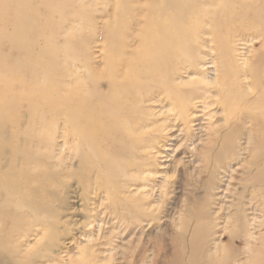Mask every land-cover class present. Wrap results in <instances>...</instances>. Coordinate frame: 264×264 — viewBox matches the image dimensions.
I'll return each instance as SVG.
<instances>
[{"label": "bare ground", "instance_id": "bare-ground-1", "mask_svg": "<svg viewBox=\"0 0 264 264\" xmlns=\"http://www.w3.org/2000/svg\"><path fill=\"white\" fill-rule=\"evenodd\" d=\"M107 1L0 0V42L18 47L16 62L0 57V80L22 71L18 80L7 82L0 91V235H7V242L0 245V260L24 264L20 258L31 245L29 239L41 235L19 226L34 215L29 208L22 209L25 204L18 195L22 190L18 172L27 167L16 158L24 148L18 144L10 156L6 146L13 138L18 140V133H45L42 146L54 159L66 149L70 159L79 152L95 160L97 177L117 193L116 206L135 218L132 225L147 227L155 221L148 211L163 205L165 225L172 229L164 264H264V53L251 67L245 64L248 42L262 39L264 49V0L139 1L144 2L137 16L139 22L145 16L142 34L182 33L201 39L208 58L214 50L211 44L217 47L218 58L223 53L237 58L239 66L229 76L222 75L218 81L211 71L201 79L205 87L192 90L184 87L197 74L183 77L168 70L161 46L136 58V52H126L122 39L118 52L102 50L96 58L84 56L85 50L79 54L77 39L86 30L95 31L92 17L104 12ZM187 44L195 56L199 54L191 42ZM31 54L36 55L34 60ZM234 80L231 97L212 92L210 85L225 86ZM46 83L54 87L51 96ZM12 90L18 95L12 96ZM34 94L40 96L36 102ZM217 97L220 102L212 101ZM20 109L28 112L26 117L15 115ZM143 110L149 115L143 116ZM136 112L141 116L136 117ZM160 116L161 132L148 134L158 124L153 119ZM12 119L16 125L10 130L6 124ZM173 176L176 181L169 182ZM15 229L19 234L13 235ZM105 233L101 241L106 243L112 232ZM154 234L149 233V238ZM89 236L87 242L93 243ZM121 246L106 248L108 260L116 254L120 261ZM70 252L64 254L75 258V252ZM152 257L150 253V261ZM71 259L57 264H74Z\"/></svg>", "mask_w": 264, "mask_h": 264}, {"label": "rangeland", "instance_id": "rangeland-1", "mask_svg": "<svg viewBox=\"0 0 264 264\" xmlns=\"http://www.w3.org/2000/svg\"><path fill=\"white\" fill-rule=\"evenodd\" d=\"M134 1L138 2V4L135 3ZM139 1L140 0L107 1L106 3L108 5L107 4L105 5L104 12L99 11L98 13H95L92 17L97 25L95 31L86 30L77 39L81 46L80 47L81 49L79 48L78 50L79 54H81L82 51L84 52L85 50V52L83 53L84 56H86L87 54H92V56L96 58L99 56L98 52H101L102 50L103 51L106 50L107 52H109V50L118 52L120 50V45H121L120 42L121 43L123 42L122 39H124V43H126L127 46L126 52L128 53L130 51L132 53L136 52V58H138L143 53L152 52L153 50H155L156 46H161L160 48L163 49L162 60L167 63L168 70L174 69L175 71L180 73V75L182 74L184 75V73H191V72H195L197 74L196 76H193L191 81H188L186 83L184 88L187 90H192V88L201 89V87H205L203 83L205 84L206 81L203 83L202 81L209 73H211V71H215L216 79L219 81L220 76L222 75L229 76L234 71V69L237 68V66H239L237 58H235L234 56H229V55L227 56L225 53H223V56L218 58V51H216L217 47L213 44H211V46L213 47L214 50L212 52V55L209 56L210 58L209 59L205 53V49L200 45L201 39L199 40L189 39L186 36H184L182 33L178 34L173 31L172 32L170 31L166 35H162V36H158L156 34L154 35L142 34L141 32H139V29L142 28L141 27L142 23L145 22V16H143L141 22H139L140 19L138 20L137 16L139 15V10H138L140 9L139 5H141V3L144 2H139ZM129 2L132 3L128 5ZM133 3L135 4L133 5ZM137 5L138 8H136ZM101 6H102L101 4L100 5L98 4V6L96 7H101ZM124 8L126 10H124ZM128 8L130 11L128 10ZM118 25H120L121 28ZM138 25L140 28H138ZM103 32L105 34H102ZM118 33H120V35ZM251 34L252 32L246 33V37L251 36ZM106 36L108 38H106ZM132 36L134 37V39ZM99 37L101 39L102 38L104 39L101 40L103 45L101 44V41H99L100 40ZM116 37L120 38V41L119 39H116ZM127 37L129 38V40ZM189 42H191V44L196 49H198L199 54H197L196 56L195 53L193 54L192 51L190 50V46H188L187 44ZM262 43H263L262 39L255 40L252 43L248 42L247 46H249L248 48L250 49L247 50V54H246V61H245L246 66L251 67V64H253L258 57L261 58L262 54L264 53V49L262 48L263 47ZM118 45L119 47H116ZM109 47L112 48L110 49ZM17 48L18 47H15L10 43H8L7 40L1 41L0 42L1 59L5 62H8L6 58L9 60L15 59L16 62ZM204 55L206 56V58ZM31 58L34 60L36 58V55L31 54ZM251 61L252 63H250ZM211 62H213V64ZM137 68L139 70L142 67L140 66ZM21 73L22 71H16L13 73V75H10V73L6 74L5 78L0 80V88L2 87L0 91L5 87V84L7 82L10 81L15 82L16 80H18L21 77ZM197 78H199L198 81ZM202 78L203 80L201 81ZM199 82L202 84H200ZM234 83L235 80L230 81L225 86L219 85L218 87H214V88L213 85L210 86L213 93L215 92L223 93V95L226 94V96L231 97L232 95H234L235 92ZM45 87L47 88L46 90L49 92L50 96L54 94V87L52 85L46 83ZM104 88H106L105 85ZM11 94L12 96L18 95L16 90L14 91L12 90ZM39 97H40L39 95L34 94L32 96V100L36 102L39 99ZM212 101L220 102V98L217 97L216 99H212ZM217 107L218 108L220 107L221 109V106H217ZM215 108H216L215 106L212 108L210 107L207 110L206 114L208 113L210 114L211 111H213ZM142 112H143V116H146L145 113L149 115L148 112H145V110H143ZM136 113H137L136 117L141 116L140 115L141 112L139 113L136 112ZM27 114L28 112L20 109L17 110L15 115L26 117ZM212 117L213 116L208 117V121H210V118ZM153 120L155 121L158 120L157 121L158 124H156L153 128H150L147 131L148 134H150L152 130H155L156 134L160 133L162 129V125L164 124L163 120L161 119V116ZM13 121H14L13 119L10 122L8 120L6 124V127L10 130H12L16 125L13 124ZM18 135H19L18 140H16V138H13L7 144L6 148L10 156L13 154L14 152L13 149H16L15 147L18 144H21V146L24 148L16 158L18 164H20L21 166L26 165L27 167L25 171H22L21 173L18 172L19 175L18 181L20 182L21 185L20 188L22 189L18 195L20 196L21 199H23L25 204V206L22 209L27 210L29 208L34 213L32 218H28L27 220L24 219L26 220V222L20 223L19 226L22 225L21 227L24 228L28 226L31 229V231L35 233L41 232L40 233L41 235L37 239H33V238L29 239L31 245L28 248V250L25 252L24 256L20 258V260L25 259L24 264H45V263L57 264L62 260H69L71 258L69 257L68 259L67 256L64 254L65 252H69V249L71 251L70 254L72 252H75L74 254H76L75 258L73 256L72 257L73 259H71L73 260L74 264H96V261L93 260L94 257L98 258V261L99 260L102 261L103 257H105L104 261L98 262V264L99 263L100 264H119V263L142 264V262L143 264H164L166 262L167 256L165 255L171 249V244L167 234L172 229L165 225L167 219H164V215H163L164 212L162 210L163 205H160L157 208H152L148 211V213L154 215L153 217L155 218V221L152 222L150 221L147 227H145L143 223H142L143 225L142 224H139L137 226L132 225V223L130 222L134 221L135 218L127 214L128 210L126 208L124 209V207H122L121 205H120L121 207L116 206L117 193L110 189V186H108L105 180L99 179L97 177V171H96L97 167L95 160H93L92 162L89 161V156H87L83 152H80L81 154L83 153L82 154L83 156L80 155L79 152H77V155L74 157V159L72 158L70 159L69 153L66 151V149H64L59 154L58 159L57 158L54 159L49 149H46L45 147L42 146L43 145L42 140L46 135L45 133L41 135H37L35 133L30 135L18 133ZM38 146H41V149H38L37 148ZM90 158L93 159L92 157ZM85 159L87 161H85ZM181 166L183 167L182 164L178 165V169L180 171L183 169ZM153 179H155V177ZM176 179L177 177L173 176L170 179H168V181L175 182ZM168 199H170V197H167V200ZM125 218H127L128 220L127 219L124 220L122 222L123 225L122 223L119 225V221ZM9 221L13 222L11 216L9 218ZM108 221L109 222L112 221V222L109 223ZM38 222L44 223V225L42 224L37 225ZM103 223H104V227H102ZM128 223H130L131 225L130 224L128 225ZM156 227H161V230L157 232ZM110 228L112 229V231H110L111 230ZM138 230H140V232H138ZM103 231H105L106 233L112 232L109 241L108 240H107L108 242L106 241V243L109 244L108 247L107 245L106 247H104L105 246L104 244H106L104 242L105 240L101 241L102 238L104 237L103 233H105ZM14 232L15 233L13 235L19 234V231L17 232V230ZM120 232L123 234L119 235L121 234ZM149 233L150 235L154 233L155 234L153 235V237L149 238L150 236L148 235ZM101 234H103V237ZM113 234H114V238H112ZM76 235L80 237L78 238ZM84 236H86V238ZM88 236L90 238H94L95 241L93 243L89 242L90 243L89 244L87 242ZM118 236L119 238L122 236L121 239L117 238ZM83 238L86 240H84ZM13 239L14 237L10 236V239H8V241L11 242ZM4 240H6L7 242V235L6 234L0 235V245L3 246ZM76 241H78V243H76ZM81 241L83 242L84 245L82 244V246H79V244L81 245L82 243ZM85 242H86V247H85ZM102 242H104V244ZM109 242L111 243V245ZM100 244H103V247ZM120 245L122 246L121 249L119 250L120 251L122 250L125 253V254L123 253V256H121L120 261H119L120 256L118 255L119 256L118 257L116 256V254L111 255L113 256L112 258L113 260L112 259L108 260V258L106 257L108 255L106 253V250L113 249V247L117 248V246L120 247ZM101 251L104 252V254L106 255L101 253ZM150 253L153 254L151 261L149 260ZM138 255H140V257ZM101 257L102 259H99ZM147 257L148 259L146 260ZM106 258L107 260H105ZM8 259H10V261L7 260L8 262L7 261L3 262L0 260V264H13L11 262V258ZM148 260L150 263H148Z\"/></svg>", "mask_w": 264, "mask_h": 264}]
</instances>
